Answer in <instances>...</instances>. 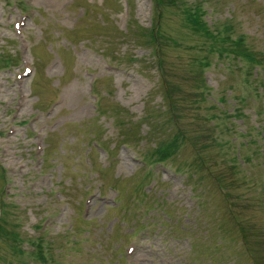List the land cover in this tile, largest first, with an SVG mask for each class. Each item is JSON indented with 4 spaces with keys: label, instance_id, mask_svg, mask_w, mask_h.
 Masks as SVG:
<instances>
[{
    "label": "rangeland",
    "instance_id": "obj_1",
    "mask_svg": "<svg viewBox=\"0 0 264 264\" xmlns=\"http://www.w3.org/2000/svg\"><path fill=\"white\" fill-rule=\"evenodd\" d=\"M0 264H264V0H0Z\"/></svg>",
    "mask_w": 264,
    "mask_h": 264
},
{
    "label": "trees",
    "instance_id": "obj_2",
    "mask_svg": "<svg viewBox=\"0 0 264 264\" xmlns=\"http://www.w3.org/2000/svg\"><path fill=\"white\" fill-rule=\"evenodd\" d=\"M154 2H155V6H157L158 3H159V0H154ZM197 8H198V6H195V9L194 10H196ZM183 9L185 10V7ZM186 10H190V8H187ZM186 16H187V21L188 22H190V23L191 22H194L195 24H197V29H202L203 28V33L204 34H205V32L207 33V35L210 34V32L208 31L209 28L204 23H202L201 21L199 22V19L196 17V15H192V14L190 15V13H188V14H186ZM151 33H152L151 38L155 41L156 40V36H155L154 31L153 32H150V34ZM213 37H214V35H213ZM158 151L159 152L161 151L160 148H159ZM163 151H166V150H162V152Z\"/></svg>",
    "mask_w": 264,
    "mask_h": 264
}]
</instances>
